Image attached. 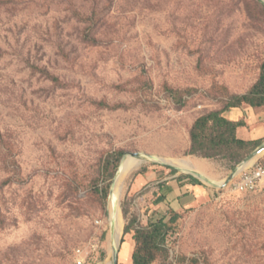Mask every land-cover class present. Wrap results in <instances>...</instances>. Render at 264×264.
Returning a JSON list of instances; mask_svg holds the SVG:
<instances>
[{
  "label": "rangeland",
  "instance_id": "1",
  "mask_svg": "<svg viewBox=\"0 0 264 264\" xmlns=\"http://www.w3.org/2000/svg\"><path fill=\"white\" fill-rule=\"evenodd\" d=\"M15 1L0 7V264H114L115 254L132 264L136 230L173 214L153 264H264V188L238 193V176L226 185L228 150L189 154L196 121L258 79L264 3L100 0L109 14L87 43L71 5L88 14L92 0ZM258 110L245 125L262 136ZM253 151L239 150L238 169ZM129 157L138 165L121 180L115 221ZM187 176L202 186L183 204Z\"/></svg>",
  "mask_w": 264,
  "mask_h": 264
},
{
  "label": "trees",
  "instance_id": "2",
  "mask_svg": "<svg viewBox=\"0 0 264 264\" xmlns=\"http://www.w3.org/2000/svg\"><path fill=\"white\" fill-rule=\"evenodd\" d=\"M99 2L100 0H92L88 14L82 13L75 5H71V18L76 23L88 25L82 37V42L95 43L98 41L100 22L109 14V11L106 9L101 13L102 16L100 17L98 13ZM19 4L22 3H18L15 0H0V7L17 6ZM259 69L258 79L247 93L232 95L223 109L211 111L196 121L191 131L190 155L215 159L220 157L224 150H228L229 154H226L225 157L233 165L230 170L236 171L245 158L239 154V150L240 152H244L247 148L253 147L256 151L260 147L262 141H247L238 137V130L246 127L244 120L235 122L225 117V113L245 106L253 109L264 108V61L261 63ZM4 139L5 137L0 131V148L4 143ZM116 155L120 159L124 153L118 152ZM184 178L190 179L191 184L194 186H202L201 182L192 176L182 177L181 179ZM108 188H110L109 185L107 189H104V195L107 194ZM176 218L177 215L173 214L172 221L169 223L162 219L148 224L145 229L136 230L134 236L136 247L131 256L132 264H153L158 256L165 253L164 247L169 235L170 226L175 222ZM131 232L132 230L129 228L125 229V235Z\"/></svg>",
  "mask_w": 264,
  "mask_h": 264
},
{
  "label": "crops",
  "instance_id": "3",
  "mask_svg": "<svg viewBox=\"0 0 264 264\" xmlns=\"http://www.w3.org/2000/svg\"><path fill=\"white\" fill-rule=\"evenodd\" d=\"M257 111H259L258 109H253L251 107L245 106L243 108L240 109H233L227 113H225V117L231 121H241L244 120L245 122L248 123L249 121V117L250 115H256ZM262 136H256L255 132H251L250 129L246 126L243 128H240L238 130V137L243 139V140H247V141H255L261 140ZM194 164H197L200 169L202 170V172H204L203 169V162L201 161H194ZM198 180V179H196ZM199 182H201L200 180H198ZM201 187L200 186H194L191 184L190 179L188 178H184L181 179V196H185L186 198H184L183 200V204H188L189 202H191L189 199L193 196L195 197L196 194H198L200 192ZM184 194V195H183ZM193 194V196H192Z\"/></svg>",
  "mask_w": 264,
  "mask_h": 264
},
{
  "label": "built area",
  "instance_id": "4",
  "mask_svg": "<svg viewBox=\"0 0 264 264\" xmlns=\"http://www.w3.org/2000/svg\"><path fill=\"white\" fill-rule=\"evenodd\" d=\"M233 187L238 193H251L264 188V163L241 166Z\"/></svg>",
  "mask_w": 264,
  "mask_h": 264
},
{
  "label": "bare ground",
  "instance_id": "5",
  "mask_svg": "<svg viewBox=\"0 0 264 264\" xmlns=\"http://www.w3.org/2000/svg\"><path fill=\"white\" fill-rule=\"evenodd\" d=\"M163 161H165L168 164H172L175 166H178L180 168H186V169H193V167H191L186 161L184 160H180V159H171V158H166L163 159ZM254 162H252L250 165H246L247 166H251L253 165ZM138 165V162L136 161V159L129 157L123 165L122 168V175L120 178V181L118 182V185L116 187L115 193H114V202H113V207H112V218L113 220H118L119 218V213H118V203L121 197V191H122V185H121V180L122 178L127 175L131 170H133V168H135ZM194 166V165H193ZM239 175V174H238ZM119 227V232L120 235L122 234V223H120Z\"/></svg>",
  "mask_w": 264,
  "mask_h": 264
},
{
  "label": "water",
  "instance_id": "6",
  "mask_svg": "<svg viewBox=\"0 0 264 264\" xmlns=\"http://www.w3.org/2000/svg\"><path fill=\"white\" fill-rule=\"evenodd\" d=\"M261 1L264 3V0H261ZM263 152H264V144L262 146H260L258 149H256V151L252 155L249 156V158L245 161L244 165H246V164L252 162L253 160H255ZM132 156L139 157L140 154H133ZM173 168L174 169H178L176 167H173ZM239 173H240V168L232 173V175L228 179L226 185H229L238 176ZM121 175H122V167H121V169L118 171V173L116 175L115 188H116V185H117V183L119 182V180L121 178ZM196 175H198V173H196ZM115 188L113 189L112 194L114 193ZM114 264H118V255L117 254H115V257H114Z\"/></svg>",
  "mask_w": 264,
  "mask_h": 264
}]
</instances>
